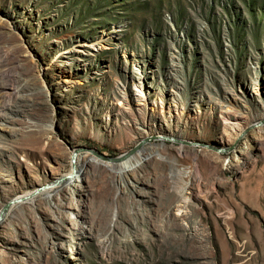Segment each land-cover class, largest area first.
<instances>
[{
  "label": "rangeland",
  "instance_id": "obj_1",
  "mask_svg": "<svg viewBox=\"0 0 264 264\" xmlns=\"http://www.w3.org/2000/svg\"><path fill=\"white\" fill-rule=\"evenodd\" d=\"M2 211L0 264H264V0H0Z\"/></svg>",
  "mask_w": 264,
  "mask_h": 264
},
{
  "label": "bare ground",
  "instance_id": "obj_2",
  "mask_svg": "<svg viewBox=\"0 0 264 264\" xmlns=\"http://www.w3.org/2000/svg\"><path fill=\"white\" fill-rule=\"evenodd\" d=\"M162 135L164 136V134ZM145 139L146 138L144 137L141 140V146L135 153H123L124 155L119 156L118 159L115 161H109L107 159L100 160L96 157L92 158L93 160L95 159L94 162L106 166L109 170L113 171L117 175H123L124 173L133 170L135 167L140 166L145 160H147L152 155H159V157H161V155L159 154V148L157 146L147 145ZM159 146H161V143H159ZM87 165L88 161L81 160L80 155L76 151H72L70 160L71 169L69 172H65L60 176H54L53 178L45 182L43 186H34L22 191V193L20 194H16L15 197L12 199V205L10 204L11 207H19L21 203L29 202L35 197L44 196L50 199L54 195L53 191L57 193L67 188L73 189V191L78 190L81 186L80 183L85 180ZM4 217L3 215H1L0 212V226L5 220Z\"/></svg>",
  "mask_w": 264,
  "mask_h": 264
},
{
  "label": "water",
  "instance_id": "obj_3",
  "mask_svg": "<svg viewBox=\"0 0 264 264\" xmlns=\"http://www.w3.org/2000/svg\"><path fill=\"white\" fill-rule=\"evenodd\" d=\"M118 159V158H117ZM2 215H4L3 211L1 212Z\"/></svg>",
  "mask_w": 264,
  "mask_h": 264
}]
</instances>
